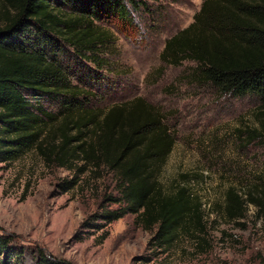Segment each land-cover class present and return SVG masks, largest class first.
Listing matches in <instances>:
<instances>
[{
    "label": "trees",
    "instance_id": "obj_1",
    "mask_svg": "<svg viewBox=\"0 0 264 264\" xmlns=\"http://www.w3.org/2000/svg\"><path fill=\"white\" fill-rule=\"evenodd\" d=\"M114 21L132 24L124 0H0V164L34 152L46 166L71 172L63 192L86 173L111 174L116 196L104 197L99 213L80 227L133 215L151 233L148 245L165 249L181 231H203L201 203L184 185L187 176L168 189L157 180L172 135L143 99L98 112L84 104L94 94L71 83H96L104 34L95 22ZM159 60L166 67L194 63L193 80L219 95L257 98L256 126L235 131L245 143L264 146V0H202L191 23L164 42ZM247 205L264 217V195L242 199L235 189L225 190L227 220L243 219ZM13 239L0 229V264H17L22 256ZM33 255L32 264H70L38 248Z\"/></svg>",
    "mask_w": 264,
    "mask_h": 264
},
{
    "label": "rangeland",
    "instance_id": "obj_2",
    "mask_svg": "<svg viewBox=\"0 0 264 264\" xmlns=\"http://www.w3.org/2000/svg\"><path fill=\"white\" fill-rule=\"evenodd\" d=\"M132 1L137 7L124 0L132 24L95 22L104 34L96 83H71L94 94L84 104L98 112L139 97L159 113L174 142L157 180L168 189L187 176L184 185L201 203L203 231H181L169 247L156 250L148 245L151 233L133 215L107 226L90 220L91 226L82 228L85 218L99 213L104 197L116 196L111 174L86 173L63 192L60 185L71 172L46 166L30 151L0 164V229L24 248L17 264H32L37 248L70 264H261L264 217H255L251 205L240 220L229 221L222 213L230 187L242 199L264 195V146L245 143L235 131L256 126L259 101L222 96L194 81L192 62L160 63L164 42L191 23L202 0ZM41 106L55 111L49 103ZM94 226L103 227L96 232Z\"/></svg>",
    "mask_w": 264,
    "mask_h": 264
}]
</instances>
